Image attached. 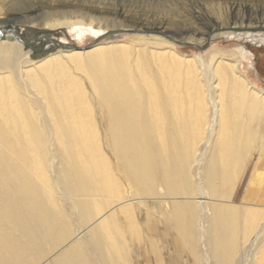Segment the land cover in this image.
Here are the masks:
<instances>
[{
  "label": "rangeland",
  "instance_id": "obj_1",
  "mask_svg": "<svg viewBox=\"0 0 264 264\" xmlns=\"http://www.w3.org/2000/svg\"><path fill=\"white\" fill-rule=\"evenodd\" d=\"M260 18L264 0H0V24L9 19L27 39L48 35L84 46L108 30L139 27L168 41L167 35L206 44L198 48L174 41L178 53L198 59L209 100L217 92L209 70L220 60L212 54L217 49L235 59L228 54L240 45L247 54L241 73L264 92V42L251 37L203 40L216 22L228 27ZM154 25L167 33L150 30ZM119 34L103 42L143 45L133 31ZM41 43L34 49L17 44L20 57L13 76L36 113L37 139L44 144L37 155L45 164L39 167L31 154L25 156L27 149L13 136L0 141V264H255L264 247V123H255L254 136L242 129L236 149L223 162L216 133L208 135L206 126L191 132L197 106H182L184 122L170 114L162 131L150 125L148 136H140L146 143L145 172L136 169L131 178L114 152L106 108L85 80L99 154L108 168L98 175L84 173L57 143L44 103L27 84L25 70L36 64L27 62L30 52L57 48ZM204 109L208 121L211 105ZM180 121L178 137L174 128ZM135 153L132 169L140 155Z\"/></svg>",
  "mask_w": 264,
  "mask_h": 264
},
{
  "label": "bare ground",
  "instance_id": "obj_2",
  "mask_svg": "<svg viewBox=\"0 0 264 264\" xmlns=\"http://www.w3.org/2000/svg\"><path fill=\"white\" fill-rule=\"evenodd\" d=\"M247 10L251 13V9ZM251 20L239 24L233 22L228 27H222L216 22L203 40L211 43L220 37H251L255 41L264 42V19ZM9 21L6 19L3 22ZM142 29L137 27L133 32L143 44L137 48L122 43H106L103 42L106 38H103L87 48L57 47L54 51L30 52L31 60L27 62L36 61V64L25 70L27 84L44 103L57 143L68 152L67 158L80 162L84 173L98 175L101 170H107L105 158L99 154L95 134L97 124L94 125L95 116L84 88L86 80L94 97L106 108L113 149L121 157L129 177H136V169L145 172L146 143L140 136H148L150 125L162 131L164 121L170 114H174L178 121L182 118L184 120L182 106L188 104L197 106V126L193 123L191 132H202L206 126L208 135L216 133L220 138L217 152L225 162L236 149V140L242 129L254 136L259 128V124L256 126L255 123H264V92L251 85L240 71L241 60L247 56L244 46L240 45L228 54L235 59H228L222 51L216 49L215 44L212 45L211 48L216 49L212 56L220 60L214 62L209 70V77H216L217 86V92H211L209 100L205 80L200 77L198 59L178 53L174 41L139 32ZM150 30L167 33L158 25L150 27ZM19 43L11 33L6 32L0 36V141L3 143L7 136L20 140L27 149L23 154L28 157L31 154L35 164L41 167L45 162L37 154L43 153L44 144L37 139L40 130L36 124V113L29 102L23 99V93L15 85L13 76L20 57L17 48ZM207 104L212 108V118L208 121L204 109ZM181 121L174 128L177 131L175 134L182 132L184 121ZM135 152L140 155L132 169L131 155ZM168 168H163L165 177L169 173ZM207 172L210 173L209 168ZM106 179L110 181L107 176ZM47 225L53 228L51 224ZM1 246L4 252L6 246L2 243ZM255 264H264V247Z\"/></svg>",
  "mask_w": 264,
  "mask_h": 264
},
{
  "label": "water",
  "instance_id": "obj_3",
  "mask_svg": "<svg viewBox=\"0 0 264 264\" xmlns=\"http://www.w3.org/2000/svg\"><path fill=\"white\" fill-rule=\"evenodd\" d=\"M128 31H135V30H130V29H116V30H108L102 34H100L99 36H97L96 38H94L91 42H89L88 44L82 46V47H79V46H76L74 44H69L67 42H62L60 40H57L55 38H52L48 35H36L35 37L33 38H24L21 34H20V31L18 30V28L11 22H8V23H2L0 24V36L4 33H11L13 35V37L18 41L20 42L21 44H23L25 47H30L32 49L35 48V43L37 42H47L49 44H51V47L54 48V47H59L61 49H69V48H87L91 45H93L94 43H96L97 41L103 39V38H107L109 36H113L114 34H117V33H123V32H128ZM144 32V31H143ZM168 39L172 40V41H175L176 43L180 44V45H193L195 47H198V48H204L206 46H198L196 44H193V43H188V42H183V41H177V40H174L173 38H170L169 36H166ZM208 42V41H207Z\"/></svg>",
  "mask_w": 264,
  "mask_h": 264
}]
</instances>
